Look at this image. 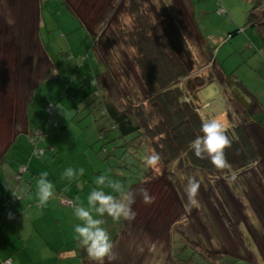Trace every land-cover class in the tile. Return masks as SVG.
Segmentation results:
<instances>
[{
  "label": "rangeland",
  "instance_id": "374dc122",
  "mask_svg": "<svg viewBox=\"0 0 264 264\" xmlns=\"http://www.w3.org/2000/svg\"><path fill=\"white\" fill-rule=\"evenodd\" d=\"M112 1L66 0L91 28L105 15ZM142 1L150 10L153 8L150 0ZM171 1L185 38L193 45L198 44L191 34L186 0ZM189 2L195 24L213 50L214 59L226 74L233 73L240 81V90L250 100L249 113L264 126V53L259 30L246 25L250 1ZM43 11L48 16L41 39L51 54L54 80L49 79L41 88L30 89L34 95L29 106L27 133L15 137L0 133V148L6 137L7 141L15 138L5 155L3 168L0 165V174L7 184L3 188L0 183L2 195L8 194L2 200L0 195V208L4 210L0 215V240L12 249L13 256L19 253L22 263L16 259L13 264H85L80 256H75L79 246L74 237L71 210L75 203L86 204L95 177L102 173L134 191L144 188L156 196L152 205H145L137 196L134 219L108 220L106 227L112 240L119 237L113 249L115 259H105L104 264H175L168 250L171 229L203 245L212 254L233 258L232 264H264V160L258 169L259 179L254 172L245 171L231 183L219 176L208 180L192 168L179 176L157 166L149 168L152 175L143 180L147 168L144 157L151 151L144 145L126 144L103 114L101 89L91 85L90 80L103 73L104 66L97 63L89 32L59 0H49ZM105 36L112 43L117 62L108 61L112 76L104 75V83L108 84L112 101L122 108V96L128 90L124 81L140 93L143 88L129 55L116 43L111 29H107ZM97 40L98 57L107 61V51L99 37ZM28 59L23 57L25 65L22 56H11V61L14 64L17 61L21 65L19 71L23 72L30 63ZM33 59L37 67L38 58ZM14 81L10 80V89L18 92ZM213 91L214 84L202 89L198 94L200 103L211 100ZM227 100L223 96L228 108ZM13 122L18 123L16 119ZM124 161L127 169L121 167ZM67 167L83 168L84 175L69 182L62 178ZM21 168L25 170L18 176ZM43 171L48 172V179L54 183L57 198L41 209L34 194L29 198L20 196L19 192L22 187L34 190L35 178ZM188 178L199 183L196 204L191 203L185 192Z\"/></svg>",
  "mask_w": 264,
  "mask_h": 264
},
{
  "label": "trees",
  "instance_id": "16d2710c",
  "mask_svg": "<svg viewBox=\"0 0 264 264\" xmlns=\"http://www.w3.org/2000/svg\"><path fill=\"white\" fill-rule=\"evenodd\" d=\"M249 1L251 9L246 25L259 30L264 53V0ZM112 2L93 28L87 27L81 21L80 14H76L89 32L97 63L104 66V72L96 75L90 84L101 89L99 98L103 114L109 118V124L117 131L119 138L126 144L144 145L147 151L160 153L159 166L168 173L183 176L185 169L192 168L208 180L219 176L231 183L245 171L251 170L253 175L259 177L256 148L241 126H233L229 130V135L235 136L231 147L225 149L230 169L218 170L207 158H197L190 150V142L199 134L200 124L204 120L200 114L198 94L212 84L217 85L222 97H227L228 107L239 118L247 122L254 119L248 111L250 100L240 90V81L233 73L226 74L214 59L213 50L195 24L189 0H186L190 9L187 18L193 32L191 34L198 39L196 45L185 38L171 0H150L153 5L151 10L142 0ZM107 29H111L116 43L129 55L143 88V93H140L124 81L128 90L122 96V108L112 101L108 84L104 83V75L112 76L108 61L117 62L112 43L105 36ZM236 33L233 32L231 36ZM98 37L107 51V61L98 57ZM112 82L119 89L115 79ZM127 166L124 161L121 167L127 169ZM151 175L150 169L145 168L143 180ZM118 237H114L113 244ZM202 246L178 235L176 229L168 233L170 259L175 264H232L235 261L224 255L212 254ZM78 252L85 264L92 263L83 248ZM183 255L185 259H182Z\"/></svg>",
  "mask_w": 264,
  "mask_h": 264
},
{
  "label": "crops",
  "instance_id": "0c3cea01",
  "mask_svg": "<svg viewBox=\"0 0 264 264\" xmlns=\"http://www.w3.org/2000/svg\"><path fill=\"white\" fill-rule=\"evenodd\" d=\"M59 1H61L63 5H67V7H71L66 0ZM48 3L49 0H0V133L7 137L11 134L12 137H15L19 134L27 133L29 130V106L34 95V92L30 91V89L41 88L49 79L54 80V66L51 54L45 49L41 39V31L44 28L45 18L48 16L46 13V15H44L43 10L44 6L47 7ZM69 10H71L72 15L80 22L79 17L74 13L73 9ZM11 56H13V58L14 56H22L24 64L26 60H23V57L26 56L29 58L28 61L30 63H28V67L25 70L23 69L24 72L22 70L19 71L21 65H18L17 61L16 64H14V62L11 61ZM35 57L38 58L37 67L32 62V59ZM13 70L15 72L14 75H12ZM19 72L23 73L20 75ZM20 78L21 81L19 80ZM10 80H15L14 86L18 87V92L11 91L10 88L12 85L10 84ZM214 88L215 92L213 91V98H211V100H203L200 103L201 117L203 119H210L217 115H223L228 123L229 130L233 126H241L256 148L259 157L257 165L258 170L260 164L264 160V126L261 122H257L256 120L247 122L239 118L238 114L235 113L231 107H226L217 85L214 84ZM15 119L18 123H11V121ZM1 121L6 122L3 123ZM7 137L1 142L3 145L0 148L1 166H4L5 155L15 140V138H11V140L7 141ZM5 141L7 143L6 145ZM249 172L253 173L251 170ZM8 173L12 176V171H10V169H8ZM257 178L259 179V177ZM0 183L3 184L4 188L6 179L2 177L1 174ZM0 192L1 200L2 198L6 199L8 194L5 193L2 195L3 191L1 187ZM3 213L4 210H2L1 207L0 215L2 216ZM9 220L12 219L9 218ZM80 248L81 247L78 249ZM17 251L18 250H16V252ZM78 253L75 256L79 257ZM13 254L12 249L9 248L7 244H3L0 240V261L11 257L13 263L16 259L18 262L22 263L18 258L19 253L14 256Z\"/></svg>",
  "mask_w": 264,
  "mask_h": 264
},
{
  "label": "clouds",
  "instance_id": "9594fccd",
  "mask_svg": "<svg viewBox=\"0 0 264 264\" xmlns=\"http://www.w3.org/2000/svg\"><path fill=\"white\" fill-rule=\"evenodd\" d=\"M234 139V134L229 135L228 123L223 115H217L202 120L199 134L190 142L189 147L195 157L207 158L216 169L226 170L230 169L231 165L226 158L225 149L231 147ZM144 162L147 168H155L161 163V155L153 151L144 157ZM83 175V168L67 167L62 173V178L71 182ZM48 176L47 171L41 172L39 177L35 178V189L22 187L19 195L30 198L34 194L38 200V207L43 209L50 201L57 198L56 187ZM94 184L95 186L87 194L86 204L75 203L71 216L74 220L73 232L78 246L84 249L93 264H104L105 259L108 261L115 259L113 240L106 227L108 220L121 222L134 219L136 213L133 211V205L137 196L142 198L145 205L154 204L156 196L144 188L134 191L121 181L111 178L107 173L96 176ZM198 189L199 183L188 178L185 192L193 204L197 203ZM0 264H13V260L9 257L0 261Z\"/></svg>",
  "mask_w": 264,
  "mask_h": 264
},
{
  "label": "built area",
  "instance_id": "2783aa9c",
  "mask_svg": "<svg viewBox=\"0 0 264 264\" xmlns=\"http://www.w3.org/2000/svg\"><path fill=\"white\" fill-rule=\"evenodd\" d=\"M25 170V168H21L20 169V171H19V174H18V176L23 172ZM18 176H16V178H18L19 179V177ZM66 203H69L68 201L66 202ZM13 218V217H12Z\"/></svg>",
  "mask_w": 264,
  "mask_h": 264
}]
</instances>
